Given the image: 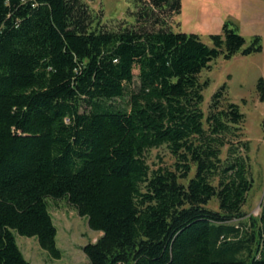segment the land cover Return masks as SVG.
<instances>
[{"label": "trees", "instance_id": "1", "mask_svg": "<svg viewBox=\"0 0 264 264\" xmlns=\"http://www.w3.org/2000/svg\"><path fill=\"white\" fill-rule=\"evenodd\" d=\"M89 1L0 0V264H35L14 230L61 256L49 197L102 231L89 264H264L245 114L226 85L202 106V70L245 37L175 30L181 0H131L114 23ZM163 145L175 162L154 168Z\"/></svg>", "mask_w": 264, "mask_h": 264}, {"label": "rangeland", "instance_id": "2", "mask_svg": "<svg viewBox=\"0 0 264 264\" xmlns=\"http://www.w3.org/2000/svg\"><path fill=\"white\" fill-rule=\"evenodd\" d=\"M182 10L177 15L179 25L175 30L198 33L212 45L211 33L223 30L224 23L236 26L245 37V47L260 36L262 49L245 54L242 49L227 58L221 53L205 67L201 80H209L204 88L203 108L211 102L213 94L226 85L227 96L239 105L245 114V138L250 140V164L253 186L249 192L244 210L248 215H258L264 197V97L260 88L264 80V0H181ZM96 10L103 5L105 20L110 23L126 15L131 0L89 1ZM133 19V17H131ZM150 165L173 166L175 157L166 146L154 147L147 152ZM193 173V172H192ZM191 173V175H192ZM50 211L58 226L57 245L61 256L54 257L44 249L36 236L24 235L14 230L17 242L27 258L35 264H89L83 245L96 241L102 231L90 227L85 215H81L65 198H48ZM209 206L218 208L217 199Z\"/></svg>", "mask_w": 264, "mask_h": 264}]
</instances>
